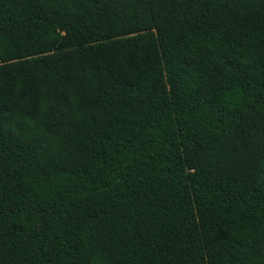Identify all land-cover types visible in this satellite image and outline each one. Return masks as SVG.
Listing matches in <instances>:
<instances>
[{"label":"trees","instance_id":"1","mask_svg":"<svg viewBox=\"0 0 264 264\" xmlns=\"http://www.w3.org/2000/svg\"><path fill=\"white\" fill-rule=\"evenodd\" d=\"M0 264H264V0H0Z\"/></svg>","mask_w":264,"mask_h":264}]
</instances>
